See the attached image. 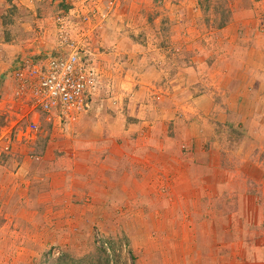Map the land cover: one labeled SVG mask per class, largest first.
<instances>
[{"label": "rangeland", "instance_id": "rangeland-1", "mask_svg": "<svg viewBox=\"0 0 264 264\" xmlns=\"http://www.w3.org/2000/svg\"><path fill=\"white\" fill-rule=\"evenodd\" d=\"M103 11L108 12L104 18ZM227 26L230 35L226 37L223 29ZM64 36L68 42L76 43H67ZM224 43L262 47V53L249 68L254 73L240 68L243 58L234 64L227 60L230 71H222L223 55L227 52ZM73 44L87 53L90 64L98 71L91 107L55 127L42 124L43 133L36 142L16 143L11 154L1 153L0 145V190H5L0 192V264H185L190 260L186 254L190 244L194 247L191 235L195 230L197 247H201L196 264H264V223L256 222L258 212L253 202L249 200L251 207L245 209L237 204L242 205L238 193L233 195V209L245 211L251 222L235 225L234 231L237 228L238 234L248 236L250 243L235 246L240 255L212 257L210 241L204 240V233L225 228L229 211L225 193L218 192L212 201L202 200L200 205L189 189L194 180L185 182L180 173L175 182L172 177L155 176L159 182L153 193L157 207L149 206V191L140 184L139 177L136 186H128L121 199L115 200L113 192H99V185L87 191L81 182L87 168L81 162L73 164V153L69 156L73 148L80 158L93 150L90 146L94 142H107L95 143L99 147L95 154L102 157L92 172L100 176L113 166L106 157L126 155L134 146L127 135L134 138L148 130V135L155 138L175 140V145L169 144V157H174L180 167L177 141L195 120L208 118L217 122V133L223 141L230 136L231 146L237 148L245 138L241 126H227L218 120L220 113L206 117L193 111L198 108L193 102L200 93L198 87L194 88V79L198 72L209 75L218 71L224 78L228 74L234 77L219 81L233 90L254 85L262 96L264 0H0V128L5 124L1 107L11 96L13 75L21 63L25 59L65 54ZM247 114L245 126L248 134L254 135L249 123L256 113ZM146 119L152 123L145 124ZM248 134L245 141L252 145L254 139ZM117 142L119 145H115ZM250 145H245L244 150H251ZM160 153H154V168L168 169V163L159 159ZM51 160H57L54 165L58 170L67 171H62L61 180L59 171L50 169L53 178H58L52 186L41 184V180L28 185L31 179L18 174L22 171L28 176L38 167L45 171ZM130 165L145 167L136 160ZM173 182L174 189H183H169L170 195L178 199L175 204L168 206L156 200L159 190H164L162 196L169 195L164 188H171ZM120 194L116 192V196ZM135 197L137 200L132 201ZM38 199L46 205L51 203L50 208H41L48 212L46 220L42 218L40 222L37 218L31 223L20 218L22 212H32L31 208L20 209L21 200ZM2 202L10 205L2 206ZM205 202H210V207ZM182 213L197 221L204 219V223L163 217ZM211 216L213 224L206 223Z\"/></svg>", "mask_w": 264, "mask_h": 264}, {"label": "crops", "instance_id": "crops-1", "mask_svg": "<svg viewBox=\"0 0 264 264\" xmlns=\"http://www.w3.org/2000/svg\"><path fill=\"white\" fill-rule=\"evenodd\" d=\"M229 28L230 27L227 26L223 29L226 37L230 35ZM224 44H226L227 52H225L223 55L225 58V68H223L222 71H225V73L230 71L231 67L228 68L227 60L234 64L239 63L238 60L243 58L245 62L243 66H240V68H246V71L250 70L252 73L253 70L249 68H251V66L255 63L254 59L257 58L258 54L262 53V47L256 48L254 45H250L248 43ZM253 68L257 67L253 66ZM201 73L199 74L198 72L194 79V88L198 87L200 89V93L197 94L193 102V105L198 108H193V111L198 110L200 115L206 117H215L217 113H220L218 120L224 122V124L227 126H232L234 128L241 126V129L245 134V138L240 141V144L237 146V148H233V146H231L230 143L232 138L230 136H227L226 140L223 141L224 138L217 133V122L211 121L208 118L209 120H195L190 127L186 128V135L177 141L179 148L178 156L180 159L178 162L181 163L180 167L179 163L177 165L174 163V157H171L172 159L169 157L171 153L169 144L175 145V140H170V137L164 136L162 138H155L150 134L148 135V130L145 135H139L137 137L134 136V138H131L127 135L126 139H130V143H132L134 146L131 147V150L128 151L126 155H118L115 153L113 156L106 157L105 160L109 158L108 162L113 164V166L112 168L107 167V170L110 172H107L106 174L103 173L100 176H95L93 173L95 172L93 171L95 162L97 160L100 161L102 157V155L96 156L95 148L97 146H95V143L99 144L102 142L105 144L107 142L101 140L94 142V145L91 144L90 146V148H93V150L90 149L91 151H87L86 155L80 158H78V155L74 153L76 149L73 148L70 151L69 156L71 157V153H73V164L81 162L85 168H91V170L86 169L87 173H83L81 176L82 184L87 186L89 189H87V191L93 190L95 189V185H99L101 187L99 188L101 190L97 189L99 192H113V198L115 200L121 199L123 192L125 193L128 190V186L132 188L133 186H136L137 184L135 181L137 177H139L138 179H141L140 184L147 192L149 191V194L146 195V201H151L149 203L150 207H157V204L154 202L153 193L155 185H159V182L157 183L155 181V176L163 177L165 175L168 176L167 179L172 177L175 182L177 175L180 173L181 175H184L183 179L185 182L194 180L193 187L192 184H189V189L193 191L197 197L195 201H199L200 205L202 204V200L212 201L218 192L225 193V205L229 209L224 219L225 228H222L221 226V231L214 230L211 233H208V231L205 232L204 240L210 241V245L208 246L210 249V256H235L236 254L240 255V252L235 250V246L239 247V243H243L245 245H249L250 243V238L248 239V236L243 237L242 234H238L237 228L236 231H234L235 225L236 227L239 224L243 226L244 224L250 223L251 220L249 215L245 214V211H242L241 213L239 211H234V193H238L239 202H242V205L240 203L237 204H239L242 209L251 207V203H247L249 200L253 202L252 205L253 207H256L258 212L256 215V222L264 223V93L261 96L258 87H255L254 85H246L240 90L237 89L235 91L229 86V84L219 82L223 81V79L226 81L234 78L230 77L229 74L226 76V78H224V74L218 71L211 72L209 75H207L205 72ZM147 89L151 90V88L148 87ZM201 90L203 92H201ZM247 113H256V118L253 120V122L249 123L254 135L248 134L249 128L245 126V121H247L248 118ZM144 123L149 124L152 123V121L146 119ZM149 127L153 128L154 125ZM246 133L254 139L252 145H250L251 143H247L245 141ZM113 143L115 142L113 141L112 144ZM115 145H119V143L117 142ZM245 145H250L253 148L249 151H245ZM114 148L116 149V147ZM98 150H101V148ZM157 151H160L161 153ZM114 152H116V150ZM154 153H160L159 159L165 160L166 163H168V169L154 168ZM62 159H65V157ZM132 160L143 162L145 167L131 166L130 162ZM56 163L57 160H51L49 163L50 167L48 164L45 165L47 166L45 171H42V169L40 170L41 167H38L37 169L34 168L35 170L33 169L34 171L32 170L33 172H31L28 176L22 171H20L18 174L21 173L20 175L23 177L31 179V181L29 180L27 182L28 185H30L31 182H40L41 180V184L52 186V184H54L55 180H58V178H53L54 172L50 169H55V172L59 171L61 180L64 178L62 174V171L64 170H58L59 168L57 169L54 165ZM171 164L175 165V167L178 169H173ZM96 170V172H101L99 169ZM66 172L67 171L65 169L64 173ZM122 177H124V179ZM174 182L170 186L171 188H164L165 192H168L169 195L165 194L162 196L164 190H159V188H161L159 187L158 190L161 192V194H159V198L156 200H162L163 204L173 206L178 199L170 195L169 189L171 192H180L183 190L179 188L174 189ZM40 188L43 189L45 187ZM2 189L3 190H0V192L5 191L4 187H2ZM131 190L132 189L130 188L129 191ZM116 192L121 194L116 196ZM183 192L186 194V191ZM188 192H190V190ZM178 197H180V194ZM107 198L109 199L110 197ZM183 198L182 200L187 202L188 198H186V196L184 199ZM229 198H231V200ZM136 200L137 197L132 199V201ZM44 202L45 201L40 199L33 202L21 200L23 205L19 206L20 209L26 211L25 209L31 208L30 210H32V212H22L19 215L20 218H27L26 222L31 223L34 222L35 219L39 218L38 221L41 222L42 218H47L46 216L48 213L41 211V208L45 209L48 207L50 208L51 206V203L50 205H46ZM205 203L206 206L210 207V202ZM1 204L2 206H5V204L10 205L8 202H2ZM163 217L174 220L176 218H184V220L186 219L184 222L187 223H204V219L197 221L196 217L194 218L191 216L189 217L191 219L190 220L188 217L184 216V213H182V215H178V217H169L167 215ZM211 217L212 219L208 218L205 222L213 224V216ZM5 218H8L7 214ZM173 222L174 221L171 223ZM191 237V240L194 241V247L193 244H190L189 249L187 248L189 251H187L186 254L190 260H188L185 264H196V256H198L199 252L201 251V247H197L198 238L196 236V230L195 234L191 235ZM222 240H225V242L223 243ZM191 260L194 263H189ZM199 264L202 263L199 262Z\"/></svg>", "mask_w": 264, "mask_h": 264}, {"label": "built area", "instance_id": "built-area-1", "mask_svg": "<svg viewBox=\"0 0 264 264\" xmlns=\"http://www.w3.org/2000/svg\"><path fill=\"white\" fill-rule=\"evenodd\" d=\"M107 14L101 12L103 18ZM90 59L73 44L65 54L21 63L13 75L11 96L1 107L5 120L0 128L1 153L11 154L16 143L36 142L43 133L42 124L55 127L91 107L98 71Z\"/></svg>", "mask_w": 264, "mask_h": 264}]
</instances>
